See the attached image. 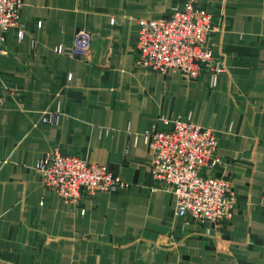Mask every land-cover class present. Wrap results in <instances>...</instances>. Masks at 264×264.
<instances>
[{
    "label": "crops",
    "instance_id": "obj_1",
    "mask_svg": "<svg viewBox=\"0 0 264 264\" xmlns=\"http://www.w3.org/2000/svg\"><path fill=\"white\" fill-rule=\"evenodd\" d=\"M183 2L23 0V38L11 29L0 40V87L17 90L0 108V264H264V0H195L215 19L226 68L214 90L137 63L138 21ZM81 29L91 53L58 55ZM58 108V124L41 121ZM178 120L216 131L214 173L237 197L227 224L179 217L174 196L152 191L145 136ZM55 149L130 187L68 204L36 168Z\"/></svg>",
    "mask_w": 264,
    "mask_h": 264
},
{
    "label": "built area",
    "instance_id": "obj_2",
    "mask_svg": "<svg viewBox=\"0 0 264 264\" xmlns=\"http://www.w3.org/2000/svg\"><path fill=\"white\" fill-rule=\"evenodd\" d=\"M23 4V0H0L1 42L11 29H18L19 39L23 38L20 26ZM115 22L111 19L112 25ZM138 24L136 48L140 66L161 75L179 73L190 81L206 78L209 88L216 89L226 68L214 56L211 37L216 24L207 10L195 0H184L170 15L141 19ZM92 46L93 34L81 29L71 48L59 46L55 52L82 58L91 53ZM16 95L17 90L8 89L4 96L0 87V108ZM59 119L60 108L45 112L41 121L56 125ZM145 140L152 154L150 173L158 183L152 191L174 196L177 216L212 225H224L232 219L237 204L232 181L214 173L219 164L216 131L178 120L168 131L154 127ZM36 168L45 187L71 205L81 203L84 196L130 187L106 166L66 155L59 149L46 153Z\"/></svg>",
    "mask_w": 264,
    "mask_h": 264
}]
</instances>
